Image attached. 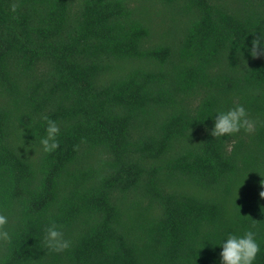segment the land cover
<instances>
[{
    "label": "trees",
    "instance_id": "trees-1",
    "mask_svg": "<svg viewBox=\"0 0 264 264\" xmlns=\"http://www.w3.org/2000/svg\"><path fill=\"white\" fill-rule=\"evenodd\" d=\"M260 174L264 0H0V264H264Z\"/></svg>",
    "mask_w": 264,
    "mask_h": 264
},
{
    "label": "clouds",
    "instance_id": "clouds-1",
    "mask_svg": "<svg viewBox=\"0 0 264 264\" xmlns=\"http://www.w3.org/2000/svg\"><path fill=\"white\" fill-rule=\"evenodd\" d=\"M257 48H259V44L254 40L253 49ZM241 128L251 130L252 123L249 121L244 105L237 104L227 110H218L215 113L211 134L214 137H220L225 134L236 133ZM49 130L50 134L57 131L53 122L49 123ZM261 177L262 179L259 181V196L264 198V176L261 175ZM7 223L8 216L0 212V238L4 240L10 238L8 231L3 228ZM44 239L47 246L56 251L69 246V242L64 239L62 231L54 222L46 227ZM212 244L220 246L218 253L219 264H253L260 248L255 239V232L251 228L244 230L243 233H225L222 238Z\"/></svg>",
    "mask_w": 264,
    "mask_h": 264
}]
</instances>
